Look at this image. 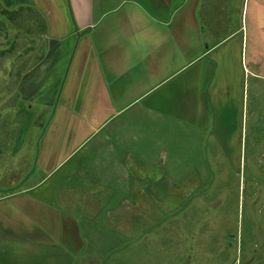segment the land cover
<instances>
[{
    "label": "crops",
    "instance_id": "crops-1",
    "mask_svg": "<svg viewBox=\"0 0 264 264\" xmlns=\"http://www.w3.org/2000/svg\"><path fill=\"white\" fill-rule=\"evenodd\" d=\"M9 2L40 13L46 46L18 86L42 109V130L29 163L0 180V263H74L87 222L114 221L127 236L184 150L202 157L210 142L240 153L227 123L243 112L246 77L264 73L254 47L264 0ZM249 9L259 28L250 44Z\"/></svg>",
    "mask_w": 264,
    "mask_h": 264
},
{
    "label": "rangeland",
    "instance_id": "rangeland-1",
    "mask_svg": "<svg viewBox=\"0 0 264 264\" xmlns=\"http://www.w3.org/2000/svg\"><path fill=\"white\" fill-rule=\"evenodd\" d=\"M251 2L263 5V0ZM9 3L0 0L2 184L7 183L6 170L12 174L19 164L29 163L23 156L34 154L42 130L37 123L42 109L30 108L18 86L41 60L46 46L40 13ZM229 13L240 22V9ZM253 16L251 9L247 16L246 11L243 14L249 44L252 34L259 31L252 27ZM257 37L254 47L263 56L264 33ZM258 62L264 66L263 57ZM254 71L256 76L246 77L245 107L239 121L234 116L229 119L234 122L227 123L229 129L240 132V153L235 149L221 153L210 142L202 157L184 150L182 161L171 166L176 172L170 187L149 190L157 191L160 199L144 204L143 219L131 214L136 218L128 219L127 236L114 232V221H88L85 246L69 264H264V73ZM197 158H201L200 168H205L202 174L191 171L197 167ZM63 257L55 261H65Z\"/></svg>",
    "mask_w": 264,
    "mask_h": 264
}]
</instances>
